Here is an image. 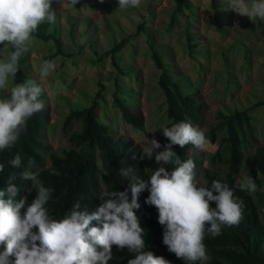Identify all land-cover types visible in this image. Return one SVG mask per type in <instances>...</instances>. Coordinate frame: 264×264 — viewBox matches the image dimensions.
<instances>
[{"label": "rangeland", "instance_id": "1", "mask_svg": "<svg viewBox=\"0 0 264 264\" xmlns=\"http://www.w3.org/2000/svg\"><path fill=\"white\" fill-rule=\"evenodd\" d=\"M190 9L176 14L174 26L168 23L178 0H141L136 8L121 10L118 0H79L74 8L66 7L68 0H53L55 23L63 50L70 57L58 56L55 72L46 81H40L39 70L43 58L54 52L51 42L32 39L24 68V76L44 87L51 86L53 94H43L42 102L48 115L43 128V167H50L49 154L60 155L69 147L68 137L80 130L78 121L63 123L72 109L89 105L92 97L102 87L98 117L112 135L131 140V146L142 149L144 138H155L163 144L162 127L168 124L164 96L157 81L160 71L150 57L153 46L161 55L170 74L180 80L185 91L191 92L203 103L199 125L205 133L216 125L217 113L235 110L247 111L252 116L255 142L244 146V155L253 153L264 144V21L251 22L231 10V0H187ZM190 34L191 56L187 47ZM125 39L117 54L119 63L128 68L125 75H118L111 65L109 53L114 45ZM7 48L4 45L2 48ZM6 56L0 54V59ZM117 78L122 102L134 113L141 115L144 130L126 124L113 104L114 79ZM59 81V86L57 85ZM17 80L9 77L7 89L0 90V98H8L9 89ZM217 138L222 132H216ZM219 145L210 144L205 151L194 150L209 156ZM221 152L227 154L226 145ZM204 169L221 174L226 168L221 164ZM240 175H243L241 172ZM198 183H204L201 173ZM264 227V206L260 208Z\"/></svg>", "mask_w": 264, "mask_h": 264}, {"label": "clouds", "instance_id": "2", "mask_svg": "<svg viewBox=\"0 0 264 264\" xmlns=\"http://www.w3.org/2000/svg\"><path fill=\"white\" fill-rule=\"evenodd\" d=\"M78 2L68 0L66 7L74 8ZM52 4L53 0H0V45L14 49H0V54L6 56L0 59V90L7 89L9 77L18 73L19 61L29 51L39 26L55 23ZM140 4L141 0H118L121 10ZM231 10L251 22L264 21V0H231ZM55 70L54 60L43 61L40 81H46ZM8 91V98H0V151L11 149L27 131L28 120L43 110L40 97L53 94L51 86L46 88L35 80L16 83ZM162 134L168 141L162 151H154L162 147L155 138L145 137L142 147L146 159L154 157L155 163L162 166L147 180L140 179L132 168L120 169V175L129 181L128 189L105 193L106 198L90 214L79 211L80 205L75 203L62 219H54L45 207L54 190L46 187L37 173L20 172V177L36 188L30 203L26 196L15 200L20 189L13 183L16 176L9 177L7 188L0 190V264H108L113 246L136 253L127 264H170L164 257L144 250L145 229L134 211L139 208L138 195L144 190L149 193L145 203L156 208L158 223L164 226L162 242L167 250L186 264H207L210 257L204 243L206 234L215 237L222 227L238 225L243 218V201L226 183L213 181L210 189L199 186L194 161H182L172 151L174 145L207 150L210 140L202 128L179 122L162 127ZM132 159H137L134 153ZM33 163L30 160L29 166ZM9 164L20 169L21 156L16 155ZM167 164L174 165L171 173L163 167ZM3 170L4 164L0 163V172ZM237 186L249 194L258 190L249 175L239 179Z\"/></svg>", "mask_w": 264, "mask_h": 264}, {"label": "trees", "instance_id": "3", "mask_svg": "<svg viewBox=\"0 0 264 264\" xmlns=\"http://www.w3.org/2000/svg\"><path fill=\"white\" fill-rule=\"evenodd\" d=\"M214 1V0H212ZM190 9L187 0H178L176 8L170 17L168 30L175 23L176 14ZM33 38L54 45V52L45 56L43 60H54L56 57H70L63 50V43L57 29L50 31V24H41ZM190 34H187V47L191 56ZM126 43L123 39L110 50V62L118 75H125L128 68L120 65L118 53ZM4 45H0L1 47ZM9 52L13 51L11 45H7ZM150 57L160 75L157 81L165 102V114L168 124L171 127L174 123L186 122L198 126L202 113L203 103L200 102L191 92L185 91L179 79L172 77L170 67L165 65L162 55L153 47H150ZM29 54L24 53L19 61V71L14 77L18 83L26 80L23 72L28 62ZM115 90L113 92V104L119 110L124 122L140 131L144 130V122L141 115L134 113L125 105L118 96V82L114 79ZM102 87L92 97L88 106L72 109L63 123L65 130L71 121H78L81 128L78 132L68 137L69 147L64 149L60 155L49 154L50 167L44 168V153L48 147L44 142L43 128L48 120V115L43 110L35 113L27 122V131L21 135L17 143L11 149L0 151V163L4 164L3 172H0V190L7 188L9 177L15 175L13 183L20 189L18 201L22 196L27 197L28 203L35 198L36 188L30 180L20 177L21 171H31L38 174L40 180L46 187L52 188L51 199L45 205L50 215L60 220L69 212L75 203L80 205L79 211L92 213L105 199V193L111 191H125L129 187V181L120 175V169L132 168L133 172L142 180L148 177L159 166L152 160L146 159L142 149L131 146V140L124 136H114L109 127L100 121L98 117L99 101L102 99ZM44 95L40 97L42 100ZM258 104H264V100ZM218 122L211 127L206 136L210 144L219 145L216 152L206 156L201 152H190L195 149L191 145L181 148L174 145L172 151L182 161L191 158L195 163L196 178L199 173L203 175L204 183L199 186L211 188L213 181L226 183L234 189L236 197L243 201V218L236 226L222 227L221 234L213 237L206 234L204 243L210 257L207 264H264V227L260 220V208L264 206V144L255 148L253 153L244 155V146L247 143L255 142L252 129V116L244 110H235L228 113L219 111ZM216 132H222L217 138ZM168 143L164 140L163 145ZM225 144L227 154L221 152V145ZM144 146V142L142 143ZM133 153L137 159H132ZM16 155L22 159L20 169L12 168L9 164ZM174 159V158H173ZM34 163L29 166V161ZM204 161L213 166L221 164L226 171L218 174L204 169ZM169 173L173 171V164L163 165ZM243 175H240V173ZM244 175L251 176L258 186L255 193L249 194L240 191L237 181ZM148 191L144 190L138 195L139 208L134 210L139 219L140 226L145 229V251H151L156 256H162L170 264H186L175 257L163 244L164 226L158 223V212L155 207L145 203L148 198ZM7 199V196H5ZM131 193L129 190V201ZM211 207H215L214 204ZM93 226L96 222H93ZM2 250V248H0ZM136 253L128 252L127 249L118 250L112 247V259L108 264H127L133 259ZM11 259L14 260V257Z\"/></svg>", "mask_w": 264, "mask_h": 264}]
</instances>
